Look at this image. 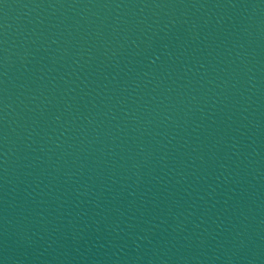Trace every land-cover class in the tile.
Returning <instances> with one entry per match:
<instances>
[{"label": "water", "instance_id": "obj_1", "mask_svg": "<svg viewBox=\"0 0 264 264\" xmlns=\"http://www.w3.org/2000/svg\"><path fill=\"white\" fill-rule=\"evenodd\" d=\"M0 264H264V0H0Z\"/></svg>", "mask_w": 264, "mask_h": 264}]
</instances>
